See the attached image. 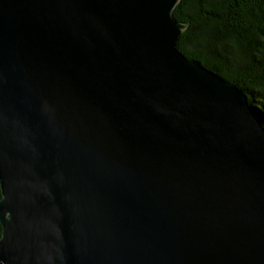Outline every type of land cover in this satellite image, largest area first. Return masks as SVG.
<instances>
[{
    "label": "water",
    "instance_id": "obj_1",
    "mask_svg": "<svg viewBox=\"0 0 264 264\" xmlns=\"http://www.w3.org/2000/svg\"><path fill=\"white\" fill-rule=\"evenodd\" d=\"M179 2L0 0V264H264V126Z\"/></svg>",
    "mask_w": 264,
    "mask_h": 264
},
{
    "label": "trees",
    "instance_id": "obj_2",
    "mask_svg": "<svg viewBox=\"0 0 264 264\" xmlns=\"http://www.w3.org/2000/svg\"><path fill=\"white\" fill-rule=\"evenodd\" d=\"M174 17L179 51L237 86L264 126V0H180Z\"/></svg>",
    "mask_w": 264,
    "mask_h": 264
}]
</instances>
